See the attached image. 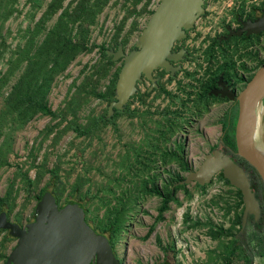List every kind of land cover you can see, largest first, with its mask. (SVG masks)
Masks as SVG:
<instances>
[{"label": "rangeland", "instance_id": "rangeland-1", "mask_svg": "<svg viewBox=\"0 0 264 264\" xmlns=\"http://www.w3.org/2000/svg\"><path fill=\"white\" fill-rule=\"evenodd\" d=\"M141 8L136 0H0L2 210L23 225L35 216L43 188L55 187L59 204L74 191L94 226L115 220L112 248L123 264H216L214 254L233 232H210L236 227L215 205L236 200L232 188L216 179L204 188L190 182L163 210L151 190L165 194L177 174L184 177L215 148L224 110L200 107L198 85L184 82L161 96L139 95L111 123L101 120L110 116L108 98L122 62L103 55L118 44L124 53L135 47L152 12ZM23 74L34 87L45 81L38 96L15 89ZM37 103L53 114L37 111ZM24 109L30 116L21 117ZM15 243L0 230V264ZM227 248L223 255L232 253Z\"/></svg>", "mask_w": 264, "mask_h": 264}, {"label": "water", "instance_id": "water-1", "mask_svg": "<svg viewBox=\"0 0 264 264\" xmlns=\"http://www.w3.org/2000/svg\"><path fill=\"white\" fill-rule=\"evenodd\" d=\"M203 1L159 0L132 50L124 53L118 44L115 51H105V55L112 60L122 61L114 83L113 100L108 104L110 114L113 109H123L135 95L142 77L155 87L152 72L159 68L165 71L172 69L168 60L176 58L169 53L171 44L202 13ZM258 19L254 24L256 28L261 27ZM263 100L264 66L238 95L239 109L234 124L236 153L256 171L264 184ZM258 113L263 115L260 130L257 127ZM218 171L241 192L244 201L243 227L248 214L256 217L259 214L251 176L220 149L204 154L199 165L188 170L173 185L190 182L203 185ZM34 211L35 216L23 225L9 220L5 210L0 211V230H6L16 239L4 264H118L107 238L86 220L82 204L69 200L60 205L54 195L45 191L37 200Z\"/></svg>", "mask_w": 264, "mask_h": 264}, {"label": "flooded vegetation", "instance_id": "flooded-vegetation-1", "mask_svg": "<svg viewBox=\"0 0 264 264\" xmlns=\"http://www.w3.org/2000/svg\"><path fill=\"white\" fill-rule=\"evenodd\" d=\"M136 1L142 4V11L152 12L159 2V0ZM151 2L155 3L154 8H150ZM202 9V13L195 18L192 26L184 30L179 39L172 42L169 53L176 58L173 61L168 60L172 69L165 71L159 68L152 72L155 87H152V82L142 77L137 84L135 95L122 110L129 108L134 100H138L139 95L141 98H146L147 95L158 92L161 96L168 92V85L176 90L177 86H181L184 82L198 85L200 107L206 110L211 108L224 110L220 117L222 129L220 142L206 153L220 149L249 172L250 182L258 201L259 214L257 217L252 213L248 214L246 223L242 227L243 200H226V203L219 206L213 203L216 209L222 210L220 214L223 217L233 220L236 227L216 229L221 237L233 232L230 238L233 237L237 245L234 252L223 255L218 260L219 264H255L256 260L258 262L264 257V235H261L264 228H260L264 223V184L256 171L238 156L236 150L232 149L231 143L228 144L224 139L231 138L232 135L231 125L234 118L236 121L239 109L238 95L255 73L264 66V0H204ZM256 19L261 24L260 28L254 26ZM143 83H147L148 86L141 92L139 85ZM171 98L179 100L177 96ZM214 179L223 186L232 188V193L236 196L237 188L227 181V178H223L221 171L215 173L204 185H198L196 182L193 184L198 188H204ZM172 187L173 184L170 188ZM99 233L108 240V234ZM108 243L118 264H123L114 253L112 242L108 241Z\"/></svg>", "mask_w": 264, "mask_h": 264}, {"label": "trees", "instance_id": "trees-1", "mask_svg": "<svg viewBox=\"0 0 264 264\" xmlns=\"http://www.w3.org/2000/svg\"><path fill=\"white\" fill-rule=\"evenodd\" d=\"M77 53H78L77 51H73V53L70 55L69 59H70V60L73 59ZM103 56H105V54H104ZM106 57H109V56H106ZM24 76H25V74L22 75V77L20 78L19 82L16 84V87H15V89L18 91V90H21L23 86H25V92H24L23 96H24L25 94H27V95H30L32 98H34L35 96H38L37 93H40V92L46 87V83H45L44 80L41 81L39 85H38V83L36 82V87L33 86L32 82H26V81H25L26 83H24V80H25V77H24ZM41 99H42V98H41ZM108 99H109V102H110V101L113 100V97H112V98L109 97ZM20 100H21V99H20ZM109 102H108V103H109ZM36 110H37V111L40 110V111L45 112V113H48V114H53V112H51L50 110L46 109V107H45L43 104H41V103H37V104H36ZM117 113H119V112H118L117 110H114V109H113V110H112V113L110 114V116H109L108 118H105V119L102 118V119H101L102 122H104V123H111L112 120H113V118H114V116H115ZM20 115H21L22 118H24L25 116H26V117H27V116H30V113H28V110H27V109H24ZM234 123H235V118H234L233 124L231 125V127H232V135H231V138L224 139V141H226L228 144L231 143L232 149L235 151V150H236V146H235V141H234V138H233ZM254 171H255V170H254ZM53 175L55 176V173H54V172H53ZM182 178H183L182 176H180V175L177 174V176L174 177V180H175V182H177L178 180H181ZM227 181H229V180H227ZM175 182H174V183H175ZM182 187H184V184H181V185H179V184H178V185H173L172 188H170V187L168 186V188L166 189L165 194H162V192H161L159 189H157V188H156V189H152L151 191H152V192H155L156 194H158V195L161 196L162 203H161L160 209L163 210V209L166 208V206H167V201H168V200H176V198L172 195V193H173L176 189H178V188H182ZM145 189H146V187H145ZM146 190H147V189H146ZM45 191H48V192H50L52 195H54L55 198H56V200H57V202L59 203V192H58V190H57L55 187H52V188L49 189L48 186L45 187V188H43V189L41 190L40 194L37 195V200L41 197V195H42ZM69 200H73V201H76V202L82 204L83 207H84L85 213H86V211H87V209H86V207H85L86 202H85V199L83 198V196L77 195V194L74 193V191H73V192H71V193H69V194L66 195L65 200H64V203H66V202L69 201ZM236 200H242V198H241V192H240L238 189H237V191H236ZM64 203H63V204H64ZM63 204H60V205H63ZM3 207H4V200H3V198H0V211H2ZM6 213H7V212H6ZM7 215H8V214H7ZM113 217H114V215H113ZM85 218H86V217H85ZM107 218H110V217H107ZM86 220H87V221H88V222H89L94 228H97V230H98L99 232H107V234H108V241L111 242V241H110V239H111V235H112L111 233L113 232V229H114V227H115V225H113L114 222H115V220H109V221L111 222V223H110L111 225L108 226V227H107V226H106V227H105V226H104V227H101V226L96 227V226H94V225L91 223V221H90L89 219L86 218ZM237 221L239 222V220H237ZM196 224H197V223H196ZM196 224H195V223H192V225H196ZM100 227H101V228H100ZM210 229H211V228H210ZM209 235H210L211 237H218V236H219V232L216 231V230H213V232H210ZM7 237H11V236L7 233ZM219 237H220V236H219ZM230 239H231V240H230V243L224 245V248H223V249L220 248L219 251H217V253H215V254L212 252V253L214 254V256H217V263H216V264H219V260H218V259H220L221 257H223V253H224V252H229V251L226 250L227 247L231 248V249H232V252H233L234 249L237 247L236 242H235V239H234L233 237H231ZM229 248H227V249H229ZM215 258H216V257H215ZM209 259H210V258H209ZM161 264H167V263H166V262H163V263H161Z\"/></svg>", "mask_w": 264, "mask_h": 264}, {"label": "bare ground", "instance_id": "bare-ground-1", "mask_svg": "<svg viewBox=\"0 0 264 264\" xmlns=\"http://www.w3.org/2000/svg\"><path fill=\"white\" fill-rule=\"evenodd\" d=\"M260 113H258V122H257V127H259L258 129L260 130L261 129V123H262V118H260ZM263 117V116H262ZM258 130V131H259Z\"/></svg>", "mask_w": 264, "mask_h": 264}]
</instances>
